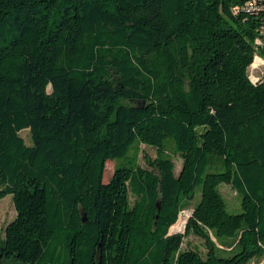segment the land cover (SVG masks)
<instances>
[{"label":"trees","instance_id":"trees-1","mask_svg":"<svg viewBox=\"0 0 264 264\" xmlns=\"http://www.w3.org/2000/svg\"><path fill=\"white\" fill-rule=\"evenodd\" d=\"M242 5L0 0V264H264V7Z\"/></svg>","mask_w":264,"mask_h":264},{"label":"rangeland","instance_id":"rangeland-1","mask_svg":"<svg viewBox=\"0 0 264 264\" xmlns=\"http://www.w3.org/2000/svg\"><path fill=\"white\" fill-rule=\"evenodd\" d=\"M261 68H262L261 65L257 63L250 68L249 74L253 80L259 74ZM19 135L24 140L26 145H30V137H29V132L27 130L20 132ZM145 156L152 160L155 157V151L149 147H145L142 145L141 154L139 157V165L145 169L151 170V167H149L146 163V159L144 158ZM174 163H175V174L177 175L181 169V160L179 159L178 156L174 157ZM113 168H114L113 161H109L106 163L105 172L103 175L104 183L108 182V180L110 179L113 172ZM220 192L227 204L228 212L231 214L241 213L240 199L238 198L236 193L231 189V187L226 185H221ZM198 200H199V195H196L194 200L191 202L190 206H188L184 210L183 212L184 215H182L183 218L187 217L188 213L193 209V206L196 205ZM14 217H15V211L12 205L11 197L6 196L5 198L0 200V235L1 236L3 235L4 229L7 226V224L10 223L14 219ZM188 241L192 245L199 246V248L202 249V242L198 238L191 236L189 237ZM11 264H17V263H11ZM252 264H255V262H253Z\"/></svg>","mask_w":264,"mask_h":264},{"label":"built area","instance_id":"built-area-1","mask_svg":"<svg viewBox=\"0 0 264 264\" xmlns=\"http://www.w3.org/2000/svg\"><path fill=\"white\" fill-rule=\"evenodd\" d=\"M239 1H241L243 3V5H242L241 8L234 7L233 8V12L234 13H238L239 11L257 13L260 9H263L262 7H264V0H239ZM261 4H263V5L261 6ZM256 43L257 44H261L258 41ZM256 61H258L257 64L261 65L262 68H261V70L259 71V74L256 76V78L254 80L252 79V77L249 74V79H250V81L252 83H257L258 82L259 77L261 76V74H262V72L264 70V62L258 57L255 58L253 63H255ZM252 66H253V64H252ZM249 71H250V69H249Z\"/></svg>","mask_w":264,"mask_h":264},{"label":"bare ground","instance_id":"bare-ground-1","mask_svg":"<svg viewBox=\"0 0 264 264\" xmlns=\"http://www.w3.org/2000/svg\"><path fill=\"white\" fill-rule=\"evenodd\" d=\"M256 63H258V61H256L255 63H253V66H254ZM186 214H187V213H186ZM182 215H184V214H180V215H179V218H178V221H177V227H178V222H179V220H180V218H181ZM190 215H191V211L188 213V215H187V217H186V222H185V224L182 225V226L180 227L181 229H184V228H185L186 223H187V221H188ZM178 228H179V227H178Z\"/></svg>","mask_w":264,"mask_h":264},{"label":"water","instance_id":"water-1","mask_svg":"<svg viewBox=\"0 0 264 264\" xmlns=\"http://www.w3.org/2000/svg\"><path fill=\"white\" fill-rule=\"evenodd\" d=\"M193 213H194V210L192 209V210H191V215H190L189 218L192 217ZM180 214H183V212H181ZM188 220H189V219H188ZM82 222H84V218H82ZM186 224H187V223H186ZM184 231H185V229H184ZM184 231H183V232H180V233H174V232H170V231H169V235L184 234Z\"/></svg>","mask_w":264,"mask_h":264}]
</instances>
